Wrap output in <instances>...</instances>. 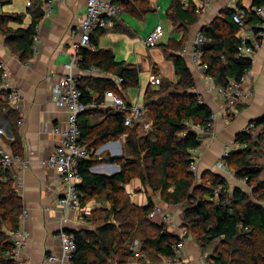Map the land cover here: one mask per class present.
Instances as JSON below:
<instances>
[{"label":"trees","instance_id":"obj_1","mask_svg":"<svg viewBox=\"0 0 264 264\" xmlns=\"http://www.w3.org/2000/svg\"><path fill=\"white\" fill-rule=\"evenodd\" d=\"M10 1L0 0V3ZM43 3L44 0H31L27 7L31 21L26 28L13 30L7 26L9 21L21 22L22 14L0 15V31L6 35L5 42L17 50L22 61L33 55L35 25L44 17ZM120 4L122 11H131L138 17L144 16L150 7L148 0H121ZM254 6H264V0H252L251 7ZM239 9L245 11V23L252 24L256 33V24L261 19L239 1L224 9L223 25L215 20L200 30L207 39L201 46L203 59L208 63V72L216 85L223 86L230 78L240 79L252 67V57L235 56L240 40L235 35L239 27L232 15ZM194 10L192 2L185 7L180 0H172L167 15L177 26L179 21L194 22L197 18ZM113 27L125 30L115 24ZM96 30L99 28L94 33ZM94 33L91 36L94 49L81 50L80 70L95 66L106 74L116 75L122 67L119 74L122 81L117 85L108 77L100 76L87 77L81 83L77 81L81 100L86 104L99 102L107 90H113L124 99V91L138 85L139 70L134 64L116 60L110 50L98 48ZM257 40L261 44V39ZM163 47L165 56L173 60L178 79L176 82L159 81L157 87L148 85L145 88L143 104L146 115L149 113L151 118V127L146 134L139 135V121L125 126L124 116L114 111L102 113L99 107H87L79 116L80 140L88 149L122 135L126 137L123 154L108 157L119 167L113 175L106 176L90 169L98 159L91 157L79 161L81 181L77 188L81 204L99 199L108 203V207L93 209L85 216L86 219L97 209L104 212L96 230L68 231L76 242L74 262L125 264L133 257L130 246L137 238L141 242L139 250L147 257L146 260L139 258V264H162L163 257L172 255L171 245L177 240L176 236L166 229L165 223H156L147 216L154 203L152 195L148 196L145 205H137L125 192L124 185L139 178L146 189L156 193L161 205L182 207L181 227L187 229L189 236L197 237L201 253H206L205 264H264V207L261 203L264 181H258L263 168L250 162L255 147L264 144V117L249 122L261 125L254 137L250 132H239L235 136V140L246 146L232 150L227 160V169L236 177L245 179L249 185L257 183V187L252 186L255 200L248 199L241 187L230 190L225 179L213 172H205L198 179L189 168V149L198 147L200 141L186 122L199 123L210 129L207 124L212 111L204 101H198L193 74L181 53L183 40L172 39ZM2 92L0 116L7 121L6 131L10 133V138H3V141L13 156L23 157L24 146L16 124L19 117L8 105L7 93ZM101 113V120H91L92 116ZM217 189V201L213 202ZM23 207L15 177L9 167L0 164V264H15L9 231L17 229ZM212 242L216 245L208 253Z\"/></svg>","mask_w":264,"mask_h":264},{"label":"crops","instance_id":"obj_2","mask_svg":"<svg viewBox=\"0 0 264 264\" xmlns=\"http://www.w3.org/2000/svg\"><path fill=\"white\" fill-rule=\"evenodd\" d=\"M85 1L57 0L51 13L39 22L35 49L27 61L19 58L17 50L5 42L6 35L0 31V59L7 64L12 80L21 92V100L15 111L18 117L23 118V121L16 124L24 146V157L28 160L27 167L23 168L18 164L9 167L17 181L23 206L28 210V218L24 222L28 238L19 255L22 264H57L47 261L46 256L59 249V233L80 229L83 222H76L72 211L58 206L57 200L61 186L52 182V171L43 167L41 160L51 153L58 141V137L53 134V127L64 126L66 120V113L57 107L52 98L51 86L64 75L66 71L64 64L68 62L73 52L72 44L79 39L78 25L85 12ZM189 1L194 4L198 2V0ZM237 1L244 7H251L252 0H213L208 9L196 15L194 22L179 21L175 26L167 15L172 0H148L150 6L148 12H155L153 15H146L147 12L144 16L138 17L131 11L123 10L116 17L114 24L121 26L125 29L124 31L113 27L114 24L109 28L96 30L94 35L96 34L95 37H97L98 48L110 50L116 60L134 64L139 70L138 85L128 87L124 91L126 102H138L141 95L143 104L145 88L148 85L157 87L160 83L152 84V78L156 77L164 82H176L178 76L175 73L173 60L165 56L163 44L173 39L183 40L184 47L190 46L196 33L203 26L210 25L215 20L223 25L224 9L231 7L232 4L235 5ZM30 3L31 0H11L9 3H0V15H23L21 22L9 21L7 26L13 30L26 28L31 21V16L27 12ZM124 11L127 15L122 14ZM162 18L168 23L166 33L163 27L164 33L157 45L147 47L143 42L144 38L157 23H161ZM246 34L249 38L255 35L252 24H247ZM182 56L193 74L194 91L199 93L211 111L216 113L211 128L197 147V178L199 179L201 175L209 171L221 175L230 189L236 186L241 187L233 178L235 175L231 170L218 168L216 163L226 143L233 141L239 132H243L244 127L251 120L264 117V39L252 57L251 69L245 74V84L251 89V94L239 103L230 121L225 120L221 100L209 90L203 71L191 64L188 54L184 53ZM77 76L79 83L90 76L107 78L104 71L91 74L78 70ZM135 87L138 92L133 98L132 89ZM0 98H4L1 88ZM101 111L105 113L107 110L101 109ZM102 113L97 115L101 119ZM91 120L93 121V116ZM7 126V121L0 116V127L6 131ZM260 128L261 126H258L253 132L259 131ZM6 133L9 135V132L6 131ZM3 138L8 139L6 136L0 137V145L7 148ZM114 140L121 141V139ZM115 146L116 149L119 148L118 143ZM124 189L129 200L137 205H145L148 196L153 194L143 186L139 178H134L125 184ZM152 201L160 204L158 197L155 198L153 195ZM84 205L89 212L101 206L97 205L95 200H90ZM106 206L108 207V203ZM180 208L179 205L165 207L171 213L170 217L163 220L160 215H157L152 218V221L165 223L166 229L175 234L181 227L180 221H177L178 214L181 212ZM134 242L140 249V240L137 238L132 244ZM184 252L190 264H201L203 254L193 236L187 238ZM125 264H139V260L131 257Z\"/></svg>","mask_w":264,"mask_h":264},{"label":"built area","instance_id":"obj_3","mask_svg":"<svg viewBox=\"0 0 264 264\" xmlns=\"http://www.w3.org/2000/svg\"><path fill=\"white\" fill-rule=\"evenodd\" d=\"M121 0H86L85 12L81 17L78 25L79 39L72 44L73 52L69 57L65 66V73L51 86V93L54 102L57 107L64 110L66 113V120L64 126L56 125L53 127V134L58 137V141L51 151V153L41 160V165L52 171V182L61 186L60 194L57 200V204L62 209H68L72 211L74 220L76 222L84 221L85 216L89 214V209L82 205L80 202V193L77 185L80 183L81 178L79 175V161L82 159H89L91 157L100 161L104 160L101 156V151L107 146L113 145V152L110 156H118L121 153L120 142L117 140L108 141L109 144L102 147L88 149L80 140L79 129V116L87 107H99L102 110H110L120 113L124 116L123 124L125 126H131L134 122L141 121L146 115V108L144 104L135 102H126L120 95L113 90H107L104 92L102 99L99 102L84 103L81 100V91L77 87V71L80 70L82 65L83 56L82 49L93 50L94 46L91 42V36L94 30L106 29L111 27L116 17L122 12ZM57 0H44L43 11L44 17L51 13L53 5ZM183 6L189 4V0H180ZM213 0H198L195 4V14L200 15L212 5ZM234 4H232L233 6ZM252 11L258 15L261 19L256 24L257 32L253 38H249L246 34L247 24L245 23L246 13L244 10H237L232 15L234 22L238 25L239 29L236 36L240 40L239 46L235 53L236 57H253L259 48L260 44L257 38L261 41L264 39V6L250 7ZM39 29V22L35 25V35L33 37L32 49H35V40L37 39V31ZM164 29L161 23H157L152 30L144 38L143 42L147 47H154L157 45L160 38L163 36ZM207 41L206 37L201 31H198L194 37V40L190 46L183 47L181 53L188 54L191 64L203 71L204 77L209 85V90L213 92L222 103V112L226 121H230L235 114V109L239 103L250 96L251 89L245 84V75L240 79L230 78L223 86L216 85L213 76L208 72V63L203 59V51L201 46ZM250 41V43H247ZM84 71L87 73H102L98 67L91 66ZM107 77L114 81L117 85L121 83L122 78L119 75L107 74ZM152 84H158L159 80L155 77L151 79ZM0 88L7 93L8 105L15 109L20 100L21 92L15 86L11 72L7 64L0 59ZM199 94V93H198ZM198 101L202 102V96H197ZM216 113L212 112L209 117L208 126L212 125L215 119ZM23 121L22 117H19L17 124ZM189 128L196 133L197 139L200 144L204 138V135L208 132L203 125L199 123L186 122ZM261 126V125H259ZM256 125L254 123H248L244 127L243 132L252 133L253 128ZM6 136L10 138L6 131L0 127V137ZM119 144V148L116 149V144ZM246 144L233 140L226 143L222 149L221 155L216 163V166L221 169H227V160L232 150L245 147ZM197 147L189 149V168L196 174L198 158L196 155ZM0 164L2 167H10L13 164H18L21 167L28 166V160L23 156H13L7 148L0 145ZM107 163L100 165H92L91 170L99 172L97 170L107 169ZM106 167V168H105ZM102 173V172H101ZM218 190H215V196L217 198ZM217 200V199H216ZM264 207V200L261 201ZM170 212L158 203H153V207L148 213L149 218H154L160 215L163 220H167L170 217ZM28 218V210L23 207L19 216V222L17 229L10 230L9 235L13 244L12 258L15 264H22L19 255L21 250L26 245L28 232L24 228V222ZM59 249L55 252H51L46 256V260L49 262H55L57 264H75L74 255L76 251V242L74 235L67 231H61L59 233ZM177 240L171 245L172 255L170 257H163L162 264H190V260L184 252V245L189 237L188 231L184 227L177 229L174 234ZM130 250L133 253V257L136 259H147L143 252L137 247V243L134 242L130 246ZM201 264H205L204 258L201 260Z\"/></svg>","mask_w":264,"mask_h":264},{"label":"rangeland","instance_id":"obj_4","mask_svg":"<svg viewBox=\"0 0 264 264\" xmlns=\"http://www.w3.org/2000/svg\"><path fill=\"white\" fill-rule=\"evenodd\" d=\"M155 12H148L146 15L150 14V15H153ZM122 14H126L127 15V12H123ZM157 14V13H156ZM162 26L165 28V33H166V30H167V25L168 23L162 18V20H160ZM137 87L133 88L132 89V97L135 98V96L137 95ZM132 98V99H133ZM139 103H142V96L140 95L139 96V100H138ZM98 115V114H97ZM93 116V121H98L100 120L101 118L99 116ZM140 122V126L138 128V133L139 135H143V134H146V132H148L150 130V127H151V118H150V115L148 113V115H145ZM259 125H257L255 128H257ZM253 128V130L255 129ZM252 130V131H253ZM258 132V130H255L252 134V136L254 137L256 135V133ZM125 135H122L120 137H118L117 139H121V153L119 155H122L123 154V145H124V140L125 139ZM104 143H101L97 146V149L102 147ZM254 153L250 156V162L253 166H256V167H260V168H263L259 178H258V181H264V144L263 143H260L257 147H255L254 149ZM111 152H113V145L112 146H107L105 148L102 149L101 151V156L104 157V160L103 161H100V160H96V162L94 163L95 165H100V164H109L107 165V169H110L113 167V163L110 162L108 160V157L110 156ZM118 155V156H119ZM93 164V165H94ZM105 167V168H106ZM107 169H103V170H97L99 171L100 173L101 172H106ZM235 179V181L242 187V189L247 193V198L250 199V200H255V195L252 194V189L254 187H257V183H253L252 185H249L245 179H240L239 177H236L234 176L233 177ZM199 181V180H197ZM229 189H230V186H228ZM231 190V189H230ZM153 196H155V198H157L158 196L156 195V193H153L152 194ZM217 198H213V202H216ZM97 200V201H96ZM96 203L97 205H101L100 207H103V206H106V202H104L103 200H99V199H96ZM101 209V208H100ZM100 209H97L95 210L92 215L90 216H87V218L82 222L81 226H80V229L81 230H90V231H94L96 230L98 224L101 222V219H102V216L104 214V212L100 211ZM182 209V207L180 208ZM182 210L181 212L178 214V218H177V221L180 223L182 222ZM176 223V221H174ZM195 234V237H196V233ZM197 239V237L195 238ZM216 245V242H212L211 245L209 246V250H208V253H210V251L212 250V247ZM212 252V251H211ZM206 256V253L202 256V258H205Z\"/></svg>","mask_w":264,"mask_h":264},{"label":"water","instance_id":"obj_5","mask_svg":"<svg viewBox=\"0 0 264 264\" xmlns=\"http://www.w3.org/2000/svg\"><path fill=\"white\" fill-rule=\"evenodd\" d=\"M122 69V67H120L117 72H116V75H119L120 74V70ZM263 117V116H262ZM109 144V142H107L105 145ZM118 171V165L116 164H113V167L110 168V169H107L106 172H102L104 175L106 176H111L113 175L114 173H116Z\"/></svg>","mask_w":264,"mask_h":264}]
</instances>
